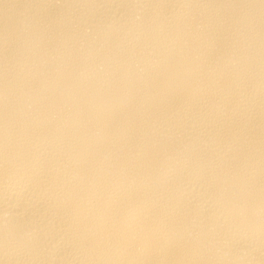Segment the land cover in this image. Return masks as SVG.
Listing matches in <instances>:
<instances>
[{
	"label": "bare ground",
	"instance_id": "6f19581e",
	"mask_svg": "<svg viewBox=\"0 0 264 264\" xmlns=\"http://www.w3.org/2000/svg\"><path fill=\"white\" fill-rule=\"evenodd\" d=\"M0 264H264V0H0Z\"/></svg>",
	"mask_w": 264,
	"mask_h": 264
}]
</instances>
